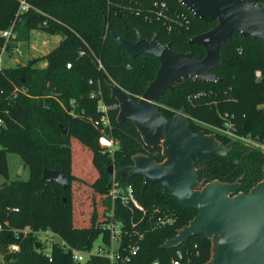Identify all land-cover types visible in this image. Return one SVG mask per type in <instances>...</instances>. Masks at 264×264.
Instances as JSON below:
<instances>
[{
    "label": "trees",
    "instance_id": "obj_1",
    "mask_svg": "<svg viewBox=\"0 0 264 264\" xmlns=\"http://www.w3.org/2000/svg\"><path fill=\"white\" fill-rule=\"evenodd\" d=\"M20 1L0 0V33L12 27L13 33L19 36L17 40L6 41L0 35V53L5 46L6 52L10 51L14 46L11 43L32 30H43L63 39L43 58L45 67L34 66L37 60H32L26 66L0 69V118L5 124L0 130V176L8 180L7 153L17 154L29 169L28 180L5 181L0 185V222L6 221L10 229L17 231L31 229L19 238L12 231L0 232V264H79L57 244L52 246L49 262L35 249V243L39 242L36 233L50 230L75 250L91 249L101 234L106 241L101 227L110 209L107 194L112 176L106 172L107 168L113 166L119 170L130 166L132 158L138 155L156 163L164 159L160 147L145 146L131 122H117V107L109 112V120L110 135L118 148L109 155L98 145L100 133L92 125L98 118V99L91 98V94L99 92L106 105L117 106L107 87L114 83L133 100H138L159 68L154 56L141 54L131 59L106 41V25L131 43L137 40L136 32L147 40L156 35L162 45L170 44L173 51L191 53L195 60H201L204 49L189 45L188 40L216 24L195 20L178 0H23L30 8L19 14ZM246 1L264 4V0ZM161 2L166 3L168 16L173 18L170 31L163 21L145 19L153 4ZM219 59L221 65L212 71L217 82L185 79L159 99V112L170 120L184 110L192 132L214 134L224 145L231 140L202 124L222 128L218 113L227 114L237 135L264 145V41L233 34L229 42L220 45ZM67 64L71 65L70 69L66 68ZM256 72L260 73L259 78ZM15 88L25 93L12 97ZM194 96L197 97L194 99ZM60 125L67 128L66 135L62 134ZM74 144L78 145L79 154L89 158L87 176L79 177L74 172ZM195 166L199 188L214 181L239 183V192L247 194L263 179L264 151L233 140L226 156L208 158L203 169H198L196 161ZM45 168L65 172L68 187L63 189L43 180ZM88 178L96 196L90 216V207L76 205L72 192V182ZM118 182L131 185L138 203L147 211L140 221V212L133 209L132 215L131 209L116 207V215L122 217L125 228H129L132 220L138 223L135 231L143 234L137 255L128 264L154 261L170 264L177 251L184 254L182 264H207L212 246L204 236L192 237L174 249L162 247L189 224L196 211L183 209L175 199L163 195L161 186L143 190L140 175H124ZM153 208L170 213L174 222L161 228L152 227ZM136 240L132 234L125 239V244ZM11 244H18L19 251L9 253ZM85 264L109 263L105 258L92 256Z\"/></svg>",
    "mask_w": 264,
    "mask_h": 264
},
{
    "label": "water",
    "instance_id": "obj_2",
    "mask_svg": "<svg viewBox=\"0 0 264 264\" xmlns=\"http://www.w3.org/2000/svg\"><path fill=\"white\" fill-rule=\"evenodd\" d=\"M195 20L213 22L211 30L188 40L189 45L204 49L201 60L191 53H179L170 44L162 45L157 36L147 40L136 32L131 43L118 36L106 25L104 39L114 44L131 59L152 55L159 61L154 79L142 96L133 100L116 84H108L110 97L117 102V122H131L142 142L150 148H161L163 161L138 155L132 165L122 169L109 166L106 172L119 179L121 176L140 175L142 189L158 185L162 194L175 199L186 210L197 215L176 236L162 245L170 250L187 243L192 237L204 236L211 242V257L207 264H264V169L263 179L247 194L239 192V183L224 184L214 181L199 188L198 169L213 156H226L233 140L224 145L214 134L194 133L189 128L185 111L166 119L157 107L159 99L171 92L185 79H200L215 83L214 68L221 65L219 47L231 40L233 34L250 36L264 41V4L246 0H178ZM63 135L67 128L60 125ZM42 179L66 189L69 181L65 172L44 169ZM42 247L35 243V249Z\"/></svg>",
    "mask_w": 264,
    "mask_h": 264
},
{
    "label": "built area",
    "instance_id": "obj_3",
    "mask_svg": "<svg viewBox=\"0 0 264 264\" xmlns=\"http://www.w3.org/2000/svg\"><path fill=\"white\" fill-rule=\"evenodd\" d=\"M29 8V5L25 1H20L19 14L27 12ZM168 13L169 9L166 3H154L153 8L149 11V15L146 16L145 19L163 21L164 24H166L167 26V30L170 31L172 28L171 23L173 22V18L168 16ZM184 19L185 23H188V20H186V18ZM0 35L5 38L6 41H8L12 37V27H10V29H8L7 31L0 33ZM6 53L7 52L5 46L1 49L0 53V69L3 68L1 65L3 63V56L6 55ZM97 63L99 68H102L100 61H97ZM70 67V64L66 65L67 69H70ZM255 76L259 78L260 73L256 72ZM19 92L25 93V90L15 88L14 92L12 93V97H15L16 94ZM200 95L201 94H199V96ZM196 97L197 96H194L193 98L195 99ZM91 98L98 99V118L92 121V125L100 133V136L98 138V145L109 155H112L117 149V143L112 139L110 135L111 126L109 120V112L114 110L117 106L106 105L99 92L92 93ZM70 113L72 114V112ZM218 116L222 119L223 126L219 129L212 127L215 132L223 135L224 137H227L230 140H238L248 146L250 145L253 148L264 151V145H262L258 141L252 140L250 137L244 138L242 136L237 135L235 133L232 120L227 114L218 113ZM4 126V120L0 118V130L4 128ZM107 197L110 201V209L106 211L105 217L107 220L104 224H102L101 227L103 232L105 233L106 241L104 240L103 234H101L98 238L101 241V245L94 247L93 244L92 248L89 250L70 249L66 246L65 242L59 238L58 235L51 232L50 230H47L44 231V233H50L52 236L56 237V240H53L49 243V249L43 247V243L40 242L42 244V247L38 251H40L41 254L48 258L49 262H51V251L53 244H57L61 248H63L65 252H69L72 261L79 264H85L92 256L105 258L109 264H128L129 262H131L133 257L137 255V252L139 250V242L143 238V234L137 233V231H135V228L137 227L138 223H135L132 220L130 221L129 228H125V222L122 217H120V215H116V207L119 206L124 210L125 208L131 209L130 212L132 215L134 214L132 212L133 209L140 212L142 215L140 221H142V219L145 217L147 211L138 203L137 199L135 198L132 186L120 184L118 182V179H114L113 176L111 177ZM11 211L17 212L18 209H12ZM152 212V218H154V221H152L151 223L152 227L154 226L155 228H161L166 225L172 224L175 220L170 213L161 211L158 208H153ZM154 214H156L155 217H153ZM152 218L149 220L151 221ZM5 230L12 231L16 238H19L20 234L26 235L31 231L29 227L18 231L13 230L12 228L10 229V225L6 221L0 222V232H3ZM132 234L136 236V242H129L125 244V239H129ZM36 235L38 236V232L36 233ZM18 251V244H11L8 246L9 253H16ZM183 258L184 254L181 251H177L175 257L170 260V264H182ZM152 264L160 263L158 261H154L152 262Z\"/></svg>",
    "mask_w": 264,
    "mask_h": 264
},
{
    "label": "rangeland",
    "instance_id": "obj_4",
    "mask_svg": "<svg viewBox=\"0 0 264 264\" xmlns=\"http://www.w3.org/2000/svg\"><path fill=\"white\" fill-rule=\"evenodd\" d=\"M19 36H16L12 31V37L17 40ZM60 36L52 35L43 30H32L26 36L23 35L20 39L14 43L13 48L10 51H7L6 55L3 56L2 67H17V66H26L32 60H37L34 62V66L43 67L45 65V58L49 55L54 49H56L59 44L62 42ZM72 104V103H71ZM70 104V105H71ZM208 130L214 131L211 126L203 125ZM210 135V134H209ZM245 144V143H243ZM250 146V145H249ZM73 155L75 157V169L74 172L79 177H84L88 175L89 170V158L83 157L79 154L78 145L74 144ZM118 148V146H117ZM78 154V155H77ZM77 155V157H76ZM7 162H8V180L0 176V185L5 181H26L29 178V169L27 166H24L20 157L14 153H7ZM91 179H80L72 182V192L73 198L76 205L90 207L89 216L92 211L91 208L94 207L92 202H95V195L90 189ZM96 207V205H95ZM93 209V208H92ZM9 210V209H7ZM37 239L39 242L43 243V247L49 249V243L53 240H56L55 236H52L50 233L38 232ZM101 245L100 239H97L94 242V247ZM1 260V256H0Z\"/></svg>",
    "mask_w": 264,
    "mask_h": 264
},
{
    "label": "crops",
    "instance_id": "obj_5",
    "mask_svg": "<svg viewBox=\"0 0 264 264\" xmlns=\"http://www.w3.org/2000/svg\"><path fill=\"white\" fill-rule=\"evenodd\" d=\"M45 65H46V63H45ZM43 67H45V66H43Z\"/></svg>",
    "mask_w": 264,
    "mask_h": 264
}]
</instances>
